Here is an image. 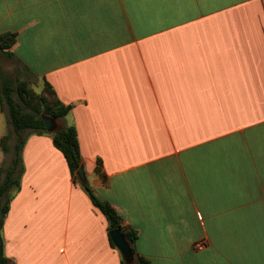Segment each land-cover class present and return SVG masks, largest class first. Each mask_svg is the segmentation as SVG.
Here are the masks:
<instances>
[{
    "label": "crops",
    "instance_id": "1",
    "mask_svg": "<svg viewBox=\"0 0 264 264\" xmlns=\"http://www.w3.org/2000/svg\"><path fill=\"white\" fill-rule=\"evenodd\" d=\"M5 33L0 60L72 106L59 127H76L87 181L140 256L264 264V0H0ZM10 126L0 104V142ZM23 157L5 256L122 264L52 135H30Z\"/></svg>",
    "mask_w": 264,
    "mask_h": 264
},
{
    "label": "trees",
    "instance_id": "2",
    "mask_svg": "<svg viewBox=\"0 0 264 264\" xmlns=\"http://www.w3.org/2000/svg\"><path fill=\"white\" fill-rule=\"evenodd\" d=\"M16 42V36L12 33L0 35V51L7 57H14V54L9 52ZM2 71L0 69V104L3 111L8 110V121L14 132L18 135V142L15 145L16 155L7 169L0 168V212L5 216L10 210V205L13 197L9 196L10 191L14 188L21 189V179L24 173L22 166V150L26 142V137H21L26 130H33L38 135L48 133L42 117L44 115L53 117L58 121L64 120L72 109L71 105L63 103L53 86L45 82L44 88L40 93H37L30 87V80H19L17 86L11 85L10 82L2 84ZM17 93L20 99L18 102L14 94ZM29 110V112L27 111ZM54 146L64 155L74 182L79 181L78 169L83 165L80 151L78 132L75 126L59 127L58 131L51 134ZM8 135L4 136L0 142V147L4 152L9 151ZM97 173L106 182V176L101 173L100 168H97ZM82 187L88 193L93 205L97 207L108 220L109 232L113 229H121L127 240L130 242L134 253L135 261L132 264H152L149 260L140 256L136 249L135 243L138 239V232L131 227L123 224V219L115 208L108 202L101 200L89 184L87 180L81 182ZM109 240L113 247L110 234ZM0 264H16L11 258H8L3 253L0 255ZM122 264H127L122 259Z\"/></svg>",
    "mask_w": 264,
    "mask_h": 264
},
{
    "label": "rangeland",
    "instance_id": "3",
    "mask_svg": "<svg viewBox=\"0 0 264 264\" xmlns=\"http://www.w3.org/2000/svg\"><path fill=\"white\" fill-rule=\"evenodd\" d=\"M0 69L2 71V73H1L2 74V78H1L2 84H4L5 81L6 82L8 81L11 83V85L16 87L19 80L29 79L30 83H31L30 87L33 88V90L36 91L37 93L41 92L39 84L35 81V79L33 77H31L30 74L26 73V71L21 67V65L16 60L9 59L6 57L2 58L0 60ZM14 97L18 102H20V99H19L17 93L14 94ZM27 111L29 112V110H27ZM4 114H5V117L7 119L8 124H9L7 108H5ZM6 134L10 137V139H9L10 140L9 141L10 147H9V151L6 153V157H5V159L2 163V166H1L3 169H7L11 165V163H12V161L16 155L15 145L18 142V135L14 132L12 126H10V128ZM32 134H35V133L31 129L26 130L22 133L21 137H26V139H25L26 142L24 144V147L27 144L28 138ZM49 134L50 133H46L44 135H49ZM24 147H23V150H24ZM23 150H22V166L24 168V173H23V175H24L25 170H26V166H25V161H24V157H23ZM86 178H87V176H86ZM22 179H23V176H22ZM22 179H21V184H22ZM81 182H82L81 180L77 181L76 185L78 186V188H81L86 194H88L85 191V189L82 187ZM20 190H16V188L12 189L10 191L9 196L13 197V199H14V197H16V195L20 192Z\"/></svg>",
    "mask_w": 264,
    "mask_h": 264
},
{
    "label": "water",
    "instance_id": "4",
    "mask_svg": "<svg viewBox=\"0 0 264 264\" xmlns=\"http://www.w3.org/2000/svg\"><path fill=\"white\" fill-rule=\"evenodd\" d=\"M42 120L44 122V126L48 133L53 134L56 131H58L59 123L57 119L44 115L42 117ZM78 177L81 181L87 180L85 168L83 165L80 166V168L78 169ZM4 218H5V215L2 212H0V255H2L4 252V243H3L2 233H1ZM109 234L116 248L120 251L125 262L127 264L134 263L135 261L134 250L130 242L127 240V238L123 234L122 230L119 228L113 229L109 232Z\"/></svg>",
    "mask_w": 264,
    "mask_h": 264
},
{
    "label": "built area",
    "instance_id": "5",
    "mask_svg": "<svg viewBox=\"0 0 264 264\" xmlns=\"http://www.w3.org/2000/svg\"><path fill=\"white\" fill-rule=\"evenodd\" d=\"M196 248L198 250H203L205 248V244L204 243H198L197 246H196Z\"/></svg>",
    "mask_w": 264,
    "mask_h": 264
}]
</instances>
